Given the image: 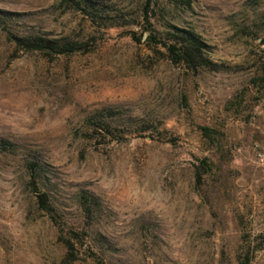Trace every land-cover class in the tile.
Returning a JSON list of instances; mask_svg holds the SVG:
<instances>
[{
	"label": "rangeland",
	"instance_id": "374dc122",
	"mask_svg": "<svg viewBox=\"0 0 264 264\" xmlns=\"http://www.w3.org/2000/svg\"><path fill=\"white\" fill-rule=\"evenodd\" d=\"M61 1L0 0L16 13L11 33L90 45L49 57L0 28V141L12 148L0 145V264H237L243 226L264 235V99L225 105L264 61V0H155L161 38L178 27L207 45L216 70L194 76L128 36L142 31L143 0H102L120 16L109 29ZM105 124L111 135L96 134ZM201 125L222 126L220 150ZM203 157L215 163L208 200L194 182Z\"/></svg>",
	"mask_w": 264,
	"mask_h": 264
},
{
	"label": "trees",
	"instance_id": "16d2710c",
	"mask_svg": "<svg viewBox=\"0 0 264 264\" xmlns=\"http://www.w3.org/2000/svg\"><path fill=\"white\" fill-rule=\"evenodd\" d=\"M182 5L190 6L192 0H172ZM155 0H143L142 9V31L137 33L130 31L128 36L137 44H146L149 47L161 48L164 56L174 65L180 66L188 76L197 75L201 69L216 70V65L205 58L204 50L207 45L195 33L173 27L175 32L172 33L173 40L169 38H161L155 31L150 19L151 7ZM62 4H67L70 9L82 14V16L98 28L105 29L117 27L118 23L113 22L114 18L120 16H112L109 7L102 0H62ZM16 13L0 10V28L6 32L9 41L13 42L17 47L28 52H37L49 57L55 55H71L76 52H87L90 50L89 42H75L67 38L56 39L47 35L32 34L19 36L11 33L4 26L14 20ZM120 24V23H119ZM146 35V36H144ZM256 93V94H255ZM264 99V61L258 67L256 73L250 78L247 85L235 96L234 99L225 105L226 111L240 112L250 106L257 104ZM181 100L186 104L187 97L181 95ZM201 137L207 142L208 146L213 150H220L224 144V133L222 126H199ZM95 133L101 136L111 135L108 125H98ZM171 142V141H169ZM0 145L4 149L12 150L6 141H0ZM38 166L39 163L33 162L31 166ZM215 163L209 157H203L197 160L194 167V182L199 195L208 200V190L212 186V182L208 179H214ZM38 178L41 175L38 174ZM42 181V179H41ZM37 196L38 207L45 211L49 217L56 221L53 207L48 203V193L41 192ZM75 240H79L78 234L72 232L71 235ZM67 247L72 249L73 243L68 242ZM264 248V235L259 234L252 236L243 226L240 234V244L237 248L235 258L237 264H251L257 252Z\"/></svg>",
	"mask_w": 264,
	"mask_h": 264
},
{
	"label": "water",
	"instance_id": "95a60500",
	"mask_svg": "<svg viewBox=\"0 0 264 264\" xmlns=\"http://www.w3.org/2000/svg\"><path fill=\"white\" fill-rule=\"evenodd\" d=\"M144 36H146V35H144Z\"/></svg>",
	"mask_w": 264,
	"mask_h": 264
}]
</instances>
